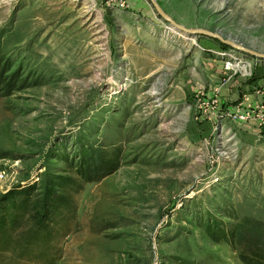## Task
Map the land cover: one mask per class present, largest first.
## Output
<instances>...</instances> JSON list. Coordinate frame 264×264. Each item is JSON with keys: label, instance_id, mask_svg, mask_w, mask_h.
Returning a JSON list of instances; mask_svg holds the SVG:
<instances>
[{"label": "rangeland", "instance_id": "1", "mask_svg": "<svg viewBox=\"0 0 264 264\" xmlns=\"http://www.w3.org/2000/svg\"><path fill=\"white\" fill-rule=\"evenodd\" d=\"M155 2L0 0V264H244L264 59L177 25L264 54V0Z\"/></svg>", "mask_w": 264, "mask_h": 264}, {"label": "trees", "instance_id": "2", "mask_svg": "<svg viewBox=\"0 0 264 264\" xmlns=\"http://www.w3.org/2000/svg\"><path fill=\"white\" fill-rule=\"evenodd\" d=\"M2 67H0L1 70ZM10 88H8L7 83H3V79L1 78L0 74V95H7L10 93ZM61 198V197H60ZM70 202H66L63 200V202L59 203L58 206H53L49 208H43L38 212V222L37 226L35 228L36 232H46L47 228L49 227L51 222H54V219L52 218V211L59 210V207H64L63 211H73L72 207H68ZM20 212V211H19ZM27 210H23L20 212V217L22 218L23 215H25ZM18 211L15 215L14 220L18 219ZM251 244L250 248L248 250H243L240 253V259L244 264H264V228L262 230L256 229L251 230Z\"/></svg>", "mask_w": 264, "mask_h": 264}, {"label": "water", "instance_id": "3", "mask_svg": "<svg viewBox=\"0 0 264 264\" xmlns=\"http://www.w3.org/2000/svg\"><path fill=\"white\" fill-rule=\"evenodd\" d=\"M152 4L156 7V9L164 16H166L159 8V6L156 4L155 0H151ZM170 22H173L169 17H166ZM174 23V22H173ZM178 27L182 28L183 30L187 31V32H190V33H193V32H196V33H200V34H205V35H208V36H213V37H217V38H220L222 41L226 42L227 44H229L230 46H233L239 50H241L242 52H245V53H248L250 54L251 57H256L257 59H264V54L263 53H258V52H253L252 50L246 48V47H242V46H237L231 42H229L228 40H224L222 39L219 35L217 34H210V33H207V32H204L202 30H198V29H195V30H192V29H188V28H183L182 26H179L177 25Z\"/></svg>", "mask_w": 264, "mask_h": 264}, {"label": "built area", "instance_id": "4", "mask_svg": "<svg viewBox=\"0 0 264 264\" xmlns=\"http://www.w3.org/2000/svg\"><path fill=\"white\" fill-rule=\"evenodd\" d=\"M243 115H244L246 118H248V117H252V118L255 117V114H253V113H248V112H247L246 114L243 113ZM256 117H258V118L260 119V121H259L260 123H261V122H264V114L259 113V114L256 115ZM260 123H259V124H260Z\"/></svg>", "mask_w": 264, "mask_h": 264}, {"label": "bare ground", "instance_id": "5", "mask_svg": "<svg viewBox=\"0 0 264 264\" xmlns=\"http://www.w3.org/2000/svg\"><path fill=\"white\" fill-rule=\"evenodd\" d=\"M172 25H174L175 26V24L173 23Z\"/></svg>", "mask_w": 264, "mask_h": 264}]
</instances>
